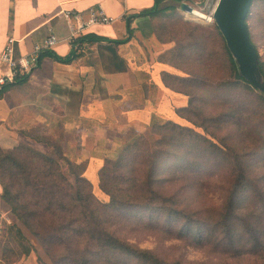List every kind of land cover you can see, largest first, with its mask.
<instances>
[{
  "label": "rangeland",
  "instance_id": "obj_1",
  "mask_svg": "<svg viewBox=\"0 0 264 264\" xmlns=\"http://www.w3.org/2000/svg\"><path fill=\"white\" fill-rule=\"evenodd\" d=\"M182 1L212 17L211 13L218 0H163V5H176L177 8L172 13L152 20L151 25L156 30L153 43L160 46L157 53L163 57L158 55V58L173 65V74L197 78L195 83L167 79L170 85L193 91L196 96L193 98L194 109L185 112L190 115V119L179 116L175 121L207 136L216 146L202 141L195 143L197 136L189 130L185 132L188 136L181 142H176L173 149L177 154L190 156L196 163L201 162L181 173L178 171L182 161L178 155H170L159 162L157 176H175L178 184H189L185 191L186 202L179 204L180 196H177V203L172 200L166 202L173 210L188 204L189 206L182 208V216H175L171 220L169 212L132 210L130 213L121 210L114 211L115 215L112 214L109 220H105V224L135 247L152 250L163 258L179 260L182 264H264V91L248 88L247 84L234 81L226 52L223 51V39L214 19L207 21L193 17L189 11L179 7ZM248 24L260 60L264 64V0H254ZM167 48L171 49L166 50ZM185 99L188 100L187 95ZM165 120L162 118L160 121ZM180 130V127L163 124L162 128L152 130V140L164 135L165 139L176 140L183 133ZM150 131L149 125L139 130H130L125 134L122 145L136 134L152 137ZM65 135L63 134L64 140ZM59 136L58 134L56 137ZM35 137L37 140H45L42 134ZM56 137L51 140L56 141ZM141 145L147 149L146 152L157 148L156 145L150 148L146 142ZM159 145L160 148L163 147V144ZM119 150L112 159L117 158ZM66 156L75 164H63L62 172L75 182L83 167L87 168V163L84 159H71V156L75 157L74 152ZM146 157L149 159L151 153ZM240 160L250 166L246 171L249 178H256L258 181L255 187L248 188L250 192L244 190L239 196L236 211L231 217L230 231L225 225L226 198L239 171L234 167ZM146 161L145 159V165H137V174L147 170L149 162ZM86 171L85 169L84 175L87 174ZM176 181L171 184L162 182L159 187L161 190L176 187ZM82 186L88 192L84 183ZM92 188L95 201L101 204L110 202L111 197L100 188L98 177L95 184L92 183ZM69 190L74 193V188ZM99 207L103 210V216L109 215L104 212L103 206ZM253 213L259 214L257 224L263 226V232L258 236L251 232L253 220L257 219V215ZM11 214L12 219L9 221L3 219L0 231V264H24L29 260V255L32 256L31 264H146L144 259L126 258L122 253L116 256L94 254L98 246H91L84 253L82 249L94 243L86 238L82 240L77 233L67 237L65 233L59 232L66 240L61 237L58 238L63 242L55 237L51 240L52 225L60 223L49 216L41 219L28 216V224H25L13 212ZM151 223H158V226H152ZM12 224L21 228L24 239L12 230ZM198 228H204L205 233L198 234ZM35 230L40 231L42 237L37 236ZM78 240L80 242L77 244ZM28 242L34 246L35 251L25 256L23 250L29 246ZM86 257L90 261L84 262Z\"/></svg>",
  "mask_w": 264,
  "mask_h": 264
},
{
  "label": "crops",
  "instance_id": "obj_2",
  "mask_svg": "<svg viewBox=\"0 0 264 264\" xmlns=\"http://www.w3.org/2000/svg\"><path fill=\"white\" fill-rule=\"evenodd\" d=\"M154 1L0 0V53L9 37L16 39L17 54H27L52 32L58 42L49 50L69 55L73 50L71 31L63 10L86 16L88 10L102 8L115 19L85 30L82 37L102 39L83 42L74 60L61 62L40 56L38 66L24 82L0 91V146L12 149L26 143L48 151L46 140L59 134L56 141L65 154L74 152L71 159H84L85 176L95 184L104 160L117 154L126 133L156 119L175 121L177 108L187 100L163 82L162 73H173L174 68L158 59L160 46L153 43L151 17L134 19L128 42L109 41L124 39L125 17L153 6ZM5 72L0 60V77ZM37 134L45 140L35 139ZM2 192L0 182V214L9 221L12 212ZM27 258L24 264H31L32 256Z\"/></svg>",
  "mask_w": 264,
  "mask_h": 264
},
{
  "label": "trees",
  "instance_id": "obj_3",
  "mask_svg": "<svg viewBox=\"0 0 264 264\" xmlns=\"http://www.w3.org/2000/svg\"><path fill=\"white\" fill-rule=\"evenodd\" d=\"M162 3L163 0H155L153 6L138 13L127 15L125 17L127 36L122 40L109 39V41L126 43L133 36L132 23L134 19L142 16H149L151 17V20H153L158 16H164L166 13H172L177 8L176 5H163ZM154 32L156 34L155 29ZM221 36L224 43L223 51L226 52L225 54L234 76V81L237 83L243 82L248 85V88L251 87L258 89L240 74L238 65L235 62L222 33ZM101 39L102 38H88L81 36L78 39V42L83 44V42L86 41H98ZM252 42L255 45L253 40ZM255 47L257 49L256 45ZM171 48H167L166 50ZM43 55H49L61 62H70L78 56L77 51L74 49L67 56H60L53 50H44L41 52L40 56ZM160 55L161 54H159V56ZM162 57L163 55H161V58ZM159 61L171 65L163 59H159ZM259 63L264 75V64L260 60V54ZM162 75L163 82L167 87L188 96L187 104L177 108L176 112L180 117L190 119V115H186L185 112L190 109V111H192V108L194 109L193 98L196 96L193 95V91H186L185 89L170 85L167 82V79L174 78L179 81L195 83L197 78L192 75L182 76L169 72H163ZM27 76L28 74L20 76L13 83H22L26 80ZM11 84L12 83H8L2 86L0 91L5 90ZM163 124H169L170 127L182 128L180 131L183 133L180 138L176 140L165 139L166 135H164L153 141V131L162 128ZM149 126L151 131L153 130L152 132L150 131L152 137L147 136V134L133 135L134 137H132L128 143L125 142L126 144L121 146L117 158H106L103 165L100 167L98 171V179L100 188L111 197V200L108 203L101 204L95 201L92 188L93 182L84 175L86 166L83 167L82 173L76 177L77 181L75 182L71 181L67 175L62 172L63 164L74 166L75 163L71 162L65 155L60 143L53 140H46L49 146L48 151L35 148L26 143H21L12 149H4L0 146V182L3 186L2 198L9 204L11 211L25 224H28V216H34L39 219L49 216L51 219L53 218L55 221L59 222L60 224L52 225L51 240L54 237L59 241H61V239L66 240V237L60 236L59 234V232H63L67 237L77 233L79 235L78 237L82 240L86 238L87 241H92L94 244L82 249L84 253L89 251V247L98 246V249H96L94 254H112L113 256H116L118 253H122L126 258L134 259L133 257H136L144 259L146 264H182L179 260L171 261L163 258L152 250H143L135 247L132 243L119 237L116 232L111 231L105 224V220H109L112 214L115 215L114 211L121 210H127L130 213L132 210H139V212L141 210L158 213L169 212L171 220L175 216H182L184 214L182 208L189 206L188 204H184L180 208H175V210H173L172 207L166 205V202L172 200L174 203H177L179 201L177 196L181 197L179 204L186 202L184 200L186 198L185 191L189 187V184H178V181H176L178 178L175 176L169 178L157 176L156 173H158L157 168L159 167V162L162 158H169L170 155H178L180 161H182L178 171L180 173L184 172L185 169L194 168L195 164L201 162L198 161L196 163L190 156H185L184 153L177 154L173 149L176 142H181L188 136V133L185 132H188L189 130L194 136H197L195 143L202 141L204 143L207 142L211 146H216L215 143L209 141L207 136H204L199 132H194L191 128L181 126L174 120L166 119L164 122H161L160 119H156L153 120ZM143 142H146V145H150V148L155 145L157 148L150 149L146 152L147 149L141 145ZM159 144H163V147L160 148ZM204 148L207 149V147ZM149 153H151V157L147 159L148 157L146 156ZM145 159L147 160L146 162H149L147 170L137 174V165L140 164V166H142L145 163ZM249 167L250 166L243 160H240L238 165H235L234 167L235 170L239 169V171L228 190L229 194L226 198L225 207V225L229 230L232 228L230 221L232 215H234L236 211L235 206L237 204L236 202H238V198H240L239 196L245 192L244 190L250 192L248 188L255 187V184L258 181L256 178H249L246 172ZM122 168L124 169L120 170ZM175 181L176 187H169L167 190H161L159 187V184L162 182H168L171 184ZM82 183L87 187L88 192L84 191ZM75 186H77L76 189ZM70 188H74V193L69 190ZM99 206H103L102 208H104V212L109 215L103 216V210H101V207ZM253 215H257V219L253 220L254 223L251 225V232L253 234L255 233V236H258L263 232V226L257 224L259 221V214L253 213ZM58 217L60 219H58ZM202 224L204 225V222H202ZM151 225L158 226V223H151ZM185 225H187V223ZM11 228L23 239L25 238L23 237L24 235L21 228L16 224H12ZM181 230L184 232L183 228ZM190 230L193 229L190 228ZM197 230L198 234L205 233L204 228H198ZM35 231L37 236L42 237L40 231ZM194 233H196V231ZM58 237H61V239ZM79 242L80 241L78 240L76 243L78 244ZM28 244L29 246H26L23 250L24 255L30 254L33 250L35 251L34 246L29 242ZM78 249L81 250L80 248ZM38 259L40 261L42 260L40 256ZM88 261H90V258L86 257L84 262Z\"/></svg>",
  "mask_w": 264,
  "mask_h": 264
},
{
  "label": "water",
  "instance_id": "obj_4",
  "mask_svg": "<svg viewBox=\"0 0 264 264\" xmlns=\"http://www.w3.org/2000/svg\"><path fill=\"white\" fill-rule=\"evenodd\" d=\"M253 0H218L212 13L216 25L238 65L240 74L259 90L264 91V75L259 54L253 44L247 24ZM180 8L191 11L193 7L181 2Z\"/></svg>",
  "mask_w": 264,
  "mask_h": 264
},
{
  "label": "built area",
  "instance_id": "obj_5",
  "mask_svg": "<svg viewBox=\"0 0 264 264\" xmlns=\"http://www.w3.org/2000/svg\"><path fill=\"white\" fill-rule=\"evenodd\" d=\"M197 11L194 7L189 13ZM213 13V11H212ZM211 13V14H212ZM62 15L68 20L70 25V40L73 49L77 52L83 49V44L78 39L90 26L94 24H110L115 19L108 16L102 8H92L84 16L79 11L63 10ZM58 42L57 36L50 33L44 40L43 44H36L32 52L27 54H17L16 39L9 37L5 47L0 53L1 63L6 67V72L0 77V87L13 83L18 77L29 74L35 69L40 60L41 52L52 49ZM3 225V216L0 214V231Z\"/></svg>",
  "mask_w": 264,
  "mask_h": 264
},
{
  "label": "bare ground",
  "instance_id": "obj_6",
  "mask_svg": "<svg viewBox=\"0 0 264 264\" xmlns=\"http://www.w3.org/2000/svg\"><path fill=\"white\" fill-rule=\"evenodd\" d=\"M197 11L190 13V15H192L193 17L196 18H204L207 21H210L212 19L211 15H207L206 13H204L201 10L196 9Z\"/></svg>",
  "mask_w": 264,
  "mask_h": 264
}]
</instances>
